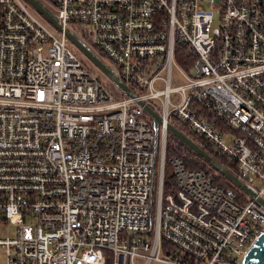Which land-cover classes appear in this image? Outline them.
Wrapping results in <instances>:
<instances>
[{
	"label": "built area",
	"instance_id": "obj_1",
	"mask_svg": "<svg viewBox=\"0 0 264 264\" xmlns=\"http://www.w3.org/2000/svg\"><path fill=\"white\" fill-rule=\"evenodd\" d=\"M41 1L61 30L0 0V227L15 226L0 264H241L264 229V0ZM64 30L135 96L89 69ZM139 100L162 117L157 139ZM173 120L256 196L176 155L164 193Z\"/></svg>",
	"mask_w": 264,
	"mask_h": 264
},
{
	"label": "water",
	"instance_id": "obj_2",
	"mask_svg": "<svg viewBox=\"0 0 264 264\" xmlns=\"http://www.w3.org/2000/svg\"><path fill=\"white\" fill-rule=\"evenodd\" d=\"M32 5L46 20H48L54 27L61 30L62 27L58 23L57 16L52 12L41 0H26ZM65 36L69 41L78 49V51L85 56L100 72H102L116 89L126 93L127 95L134 97L135 93L127 86L117 75V73L103 61L92 49L85 44L80 38H78L72 31L64 30ZM138 104L143 107L145 112L151 117L152 126L154 129L155 137L157 139L159 135V123L162 122L161 115L153 110L148 104L139 100ZM167 132L172 134L178 141H180L189 150L206 161L217 172L226 177L231 183L239 187L246 192L250 197L256 196L255 190L242 181L236 174L226 168L215 157L205 151L198 143H196L190 136L182 132L176 125L168 122L166 124ZM257 200L264 205V201L257 197ZM241 264H264V229L255 238V240L247 248L242 258Z\"/></svg>",
	"mask_w": 264,
	"mask_h": 264
},
{
	"label": "trees",
	"instance_id": "obj_3",
	"mask_svg": "<svg viewBox=\"0 0 264 264\" xmlns=\"http://www.w3.org/2000/svg\"><path fill=\"white\" fill-rule=\"evenodd\" d=\"M101 54V53H100ZM99 56H103L102 54ZM174 58L176 63L183 67L184 69H188L195 62V58L191 55L190 50L187 45L181 42L176 41L174 44ZM174 125H176L182 132L190 136L196 143H198L205 151H207L210 155L214 156L220 163H222L226 168L232 171L234 174H237V168L233 162H229L227 159L223 157H218L213 152L212 148L206 145V142L202 137L197 135L196 133L187 129L183 124L179 123L176 120L172 121ZM176 155L181 158L185 168L187 169H201L206 174H210V181L217 185H221L226 188H232L237 190L236 186L232 184L226 177L217 172L213 167H211L206 161H204L201 157L196 155L194 152L189 150L186 146H184L180 141L177 140L172 134L167 133L166 142H165V170H164V186L163 192H169L173 189V184L175 182L174 174L169 169L168 159ZM168 167V171L166 168ZM172 185V186H171Z\"/></svg>",
	"mask_w": 264,
	"mask_h": 264
},
{
	"label": "rangeland",
	"instance_id": "obj_4",
	"mask_svg": "<svg viewBox=\"0 0 264 264\" xmlns=\"http://www.w3.org/2000/svg\"><path fill=\"white\" fill-rule=\"evenodd\" d=\"M95 53L100 54L96 49H93ZM101 55V54H100ZM83 61L87 64L88 68L91 69L95 74H98L103 81L113 90V91H117V89L115 88V86L110 82V80L102 73L100 72L98 69H96L92 63L85 57V56H81ZM103 58V57H102ZM105 60V59H104ZM107 61V60H106ZM174 79L178 82V83H183L185 81L184 77L179 74V73H174L173 75ZM170 167V166H169ZM170 169V168H169ZM166 170L168 171V167L166 168ZM15 233V226L12 223H6L5 225L0 227V236L1 237H7V236H12ZM5 262V257H3V255L0 253V263H4Z\"/></svg>",
	"mask_w": 264,
	"mask_h": 264
}]
</instances>
